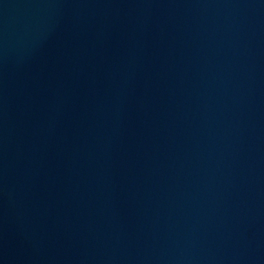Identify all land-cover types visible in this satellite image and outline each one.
I'll return each instance as SVG.
<instances>
[{"label":"water","instance_id":"obj_1","mask_svg":"<svg viewBox=\"0 0 264 264\" xmlns=\"http://www.w3.org/2000/svg\"><path fill=\"white\" fill-rule=\"evenodd\" d=\"M0 264H264V0H0Z\"/></svg>","mask_w":264,"mask_h":264}]
</instances>
